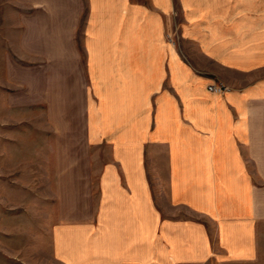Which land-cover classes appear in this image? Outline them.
<instances>
[{"label": "crops", "instance_id": "crops-1", "mask_svg": "<svg viewBox=\"0 0 264 264\" xmlns=\"http://www.w3.org/2000/svg\"><path fill=\"white\" fill-rule=\"evenodd\" d=\"M21 135L55 264H264V0H0V158Z\"/></svg>", "mask_w": 264, "mask_h": 264}, {"label": "rangeland", "instance_id": "rangeland-1", "mask_svg": "<svg viewBox=\"0 0 264 264\" xmlns=\"http://www.w3.org/2000/svg\"><path fill=\"white\" fill-rule=\"evenodd\" d=\"M22 116V115H21ZM39 139L5 144L0 158V264H55L51 254L52 227L70 216L66 206L57 205V196L66 191L55 189V143L48 136L49 157H32L39 153ZM2 154V151H1ZM40 162L43 165L40 166ZM10 170V174L7 173ZM206 264H248L239 262Z\"/></svg>", "mask_w": 264, "mask_h": 264}, {"label": "built area", "instance_id": "built-area-1", "mask_svg": "<svg viewBox=\"0 0 264 264\" xmlns=\"http://www.w3.org/2000/svg\"><path fill=\"white\" fill-rule=\"evenodd\" d=\"M208 89L210 91H212L213 93L214 92L222 93V92L226 91L228 89V87L223 83H214L213 82V84L208 85Z\"/></svg>", "mask_w": 264, "mask_h": 264}]
</instances>
